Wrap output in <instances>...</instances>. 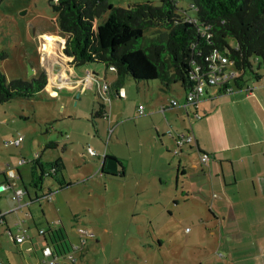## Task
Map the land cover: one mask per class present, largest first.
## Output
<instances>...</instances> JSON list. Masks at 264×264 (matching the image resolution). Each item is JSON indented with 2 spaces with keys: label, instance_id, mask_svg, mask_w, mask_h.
I'll use <instances>...</instances> for the list:
<instances>
[{
  "label": "crops",
  "instance_id": "crops-1",
  "mask_svg": "<svg viewBox=\"0 0 264 264\" xmlns=\"http://www.w3.org/2000/svg\"><path fill=\"white\" fill-rule=\"evenodd\" d=\"M47 70L43 92L50 97H57L59 90L65 89L76 91L80 95L79 99L84 96L81 114L69 112L67 117L86 118L93 125L96 124L95 131L98 133L104 126L109 140L105 142V136L96 135H90L85 140L84 133H77L73 127L61 144V154L44 159L45 153L59 149L60 145L49 141L42 147L38 158L40 162L48 163L61 158L64 170L59 180L65 184L64 187L48 176H43L42 182L36 186L34 162L28 167L26 165L29 162L18 165L20 158L3 157L0 162V183L6 180L7 169L16 166L19 177L14 180V188L24 190L19 201L12 199V189L0 193V213L3 214L0 219V260L3 263L42 264L45 259L42 249L49 245L53 230L63 226L70 237L62 221H54L48 224L47 229L44 226L40 228L45 230V234H41L44 239L42 245L31 230V222L26 224L29 219L20 217L24 213L35 221L31 206L41 199L59 206L62 204L60 196L63 192L73 190L75 181H82L89 184L84 195L87 194L90 200L94 198L100 184L104 186L105 192L101 193L104 196L101 197L102 207L113 205L110 195L117 187L122 193V197L117 200L120 205H126L127 199L134 193L137 197L146 196L150 184L156 183L166 187V190L159 192V197L177 202L180 199L187 202L199 192L210 206L207 219L212 224L207 232L216 239L214 245L205 248L206 264H264V73L259 71L258 78L247 82L242 88L234 84V89L227 93H222L215 86L208 87L205 97L195 107L186 103L182 88L177 92L171 90L169 95L159 84L152 88L137 87L135 94L128 91L132 86L128 78L121 87L116 88L113 85L117 73L112 67L92 65L91 70L86 69L84 75L78 76L68 61L57 57L49 62ZM104 83L110 85L107 92L103 89ZM172 99L177 101L176 105L170 104ZM135 102L138 103L137 110L140 105H144V113L139 114L137 111L134 117L140 121L133 127L138 131V140L133 141L127 133L112 137L116 128L121 130L123 122L131 121L127 108ZM99 103L104 105V116L92 119V113ZM196 112L202 116L201 119L195 117ZM148 130L153 132L151 141L144 140L143 134ZM184 133H193L194 142L185 144L175 153L176 138ZM89 140L90 144H85ZM50 142L55 144L50 145ZM148 145L151 149L154 146L160 148L159 156L165 161V174L154 169L147 171L143 166L133 164L132 152L139 147L146 149ZM16 146L20 147L21 144ZM88 147H92L97 154L91 155ZM202 152L212 155L208 163L201 162ZM168 190L169 193L166 192ZM83 197L74 203L87 214L91 203ZM41 213L44 222L48 223L47 210ZM78 215L74 216L80 226L94 231L80 217L77 218ZM41 217H37V220L40 221L38 218ZM18 221L21 225H17ZM23 229L26 238L22 243H17L15 237ZM94 233L95 242L98 243V235ZM3 237L7 245L3 244ZM69 240L72 245H77L75 241ZM11 248L20 252L21 256L13 254ZM205 261L202 260V263L205 264ZM60 264L64 263L60 261Z\"/></svg>",
  "mask_w": 264,
  "mask_h": 264
},
{
  "label": "rangeland",
  "instance_id": "rangeland-1",
  "mask_svg": "<svg viewBox=\"0 0 264 264\" xmlns=\"http://www.w3.org/2000/svg\"><path fill=\"white\" fill-rule=\"evenodd\" d=\"M109 1L115 7L125 8L146 1L155 5L161 2V0ZM52 5V0H0V50L7 53V58L0 61V70L8 81L31 80L41 71L48 74L49 62L60 57V54L64 60L70 61L68 56L64 55L67 35L60 31L57 14L53 11ZM179 5L187 7V0H180ZM51 37L57 38L58 41H53ZM229 41L232 46H235L233 39ZM29 64L34 69V73L30 72ZM257 66L256 63L255 69L258 68ZM91 67L92 64H87L73 66V69L76 75L82 76L83 72L86 69L91 70ZM257 71L264 73L263 68ZM246 76L249 82L254 81L250 79L249 73ZM128 81L132 83L128 91L131 90L135 94H137V87L152 88L160 84L159 81L149 84L136 82L132 78H128ZM173 90L180 91L181 87L176 85ZM167 94L171 95L169 92ZM79 96L76 91L64 89L59 90L57 97H50L47 93L40 92L32 98L16 97L0 104V162L4 156H14L15 159L25 157L30 160L26 166L31 167L33 155L40 153L42 147L44 148L49 141L60 145L59 149L45 153L44 159L53 158V154H61V144L66 139V135H70V128L73 127L77 133H84L85 140L90 135L105 136V142L109 140L104 126L98 133L95 131L96 124L93 125L86 118L67 117L69 112L81 114L84 96L80 99ZM137 107V102L129 105L127 115L132 118L131 121L123 122L121 130L118 131L116 128L115 132L111 133L112 137L127 133L133 141L138 140V131L133 129L140 123L139 119L134 118L137 115ZM143 135H145L144 140L153 139L151 130ZM19 136L23 137V140L21 146L17 147L15 141ZM87 142L90 144V140L85 144ZM134 146L137 147V145ZM159 153H161L160 148L155 146L152 149L149 145L146 149L139 147L131 154L132 162L135 166H143L147 171L154 169L165 174V161ZM73 155L74 153L71 154ZM26 182L28 183V179ZM74 183L73 190L65 191L60 196L61 205H54L51 201L41 199L39 203L31 206L35 221L27 218L24 213L20 217L29 219L26 224L31 222V230L42 245L44 239L41 234L38 235V229L42 226L47 229L48 224L51 225L54 221L60 220L66 226L70 235L69 239L80 246L81 239L77 227L81 224L74 216L79 214L77 218L80 217L84 224L94 228L98 235V243L88 239L89 248L83 258L81 250L72 251L70 254H74L73 257L76 259L74 264H204L202 260L205 261L207 258L205 248L211 247L216 242V239L210 237L207 232L212 224L207 219L210 206L199 192L187 202L181 199L177 202L167 197H159V192L166 190V187L156 183L150 184L146 196L137 197L134 193L130 199H127L126 205H120L117 200L122 197V193L119 191L120 187H117L110 195L113 205L102 207L101 197L104 196L101 193L105 192L103 185L100 184L94 198L90 200L87 194L84 195L88 182L75 181ZM166 192L169 193V190ZM82 196L84 200L91 203L87 214L74 203L82 199ZM66 201L69 202L66 203ZM104 202L109 204L107 201ZM73 207L77 208L73 209ZM42 210L48 212V223L43 220ZM37 217H41L38 218L40 221ZM73 224L76 226L73 227ZM72 227L73 230H71ZM1 240L7 245L4 237ZM37 250L40 253L39 247ZM11 251L21 256L16 249L11 248ZM65 261L61 259V262Z\"/></svg>",
  "mask_w": 264,
  "mask_h": 264
},
{
  "label": "trees",
  "instance_id": "trees-1",
  "mask_svg": "<svg viewBox=\"0 0 264 264\" xmlns=\"http://www.w3.org/2000/svg\"><path fill=\"white\" fill-rule=\"evenodd\" d=\"M179 3L161 0L155 5L146 1L125 8L115 7L109 0H57L52 8L60 31L67 35L65 53L69 64L114 68L116 88L127 78L147 84L159 81L167 92L179 85L186 97L197 83L195 69L199 66L200 73L209 71L215 51L232 60V69L239 72L230 83L214 85L222 93L232 91L234 84L242 88L249 82L248 73L250 79L258 78L257 70H264V0H187V7ZM6 58L7 53L0 50V61ZM46 82L45 71L31 80L8 81L0 70V104L16 97L32 98L44 91ZM104 113V105L99 103L93 118L103 117ZM34 163L36 186L43 176L65 186L59 180L64 170L61 158L48 163L37 159ZM45 241H50L60 261L75 250L63 226L53 230L50 240ZM87 246L88 242L81 249L82 258Z\"/></svg>",
  "mask_w": 264,
  "mask_h": 264
},
{
  "label": "built area",
  "instance_id": "built-area-1",
  "mask_svg": "<svg viewBox=\"0 0 264 264\" xmlns=\"http://www.w3.org/2000/svg\"><path fill=\"white\" fill-rule=\"evenodd\" d=\"M210 70L200 73L201 68L198 66L195 71L196 73L193 75V77L197 80V83H195L194 87H192L191 90H189L186 94V103L191 104L195 107H197L198 103L204 98L206 93V88L209 86L214 85H225L226 83H230L232 78L239 75V72L236 70H233L232 67L234 66V63L232 60H230L226 55L215 51L211 57H210ZM108 83H104L103 89L105 92L108 91ZM232 87H228V90H230ZM124 96V94H123ZM170 103L172 105H176V100H171ZM139 114L144 113V107L142 105L139 106L138 110ZM195 117L197 119H201V115H199L197 112L195 113ZM194 134L193 133H184L179 134L176 138L177 148L174 150L175 153L179 152V149L184 146L187 143H193L194 142ZM23 140V137H18V139L15 141L16 145H20L21 141ZM88 152L91 155L97 154L96 151L92 147H88ZM40 156V153H35L33 156V159L31 162H35ZM211 159V155L206 152L200 153V160L202 163H208ZM30 162L29 159H26L25 157H22L18 161V165H22L25 163ZM6 180L0 183V193L7 191L9 189L13 190L12 199L19 201L21 197L24 194L23 189H15L14 188V180H16L19 177L17 167L16 166H10L6 171ZM3 218V214L0 213V219ZM17 225H21V222L18 221ZM25 230L23 229L22 232L15 237V241L17 243H22L26 236H25ZM40 234H45L44 229L39 230ZM77 232L81 239L80 246L75 245V250H81L82 247L86 244L88 239H92L95 237V233L92 229L86 228L83 226L77 227ZM14 240V239H13ZM43 254L45 256L44 261L42 264H60V259L54 255V250L50 245H46L42 249ZM74 255V254H73ZM73 255L68 254L65 257V262H62L64 264L69 263H75L76 259L73 257ZM75 256V255H74ZM0 264H6L3 263L0 260Z\"/></svg>",
  "mask_w": 264,
  "mask_h": 264
},
{
  "label": "water",
  "instance_id": "water-1",
  "mask_svg": "<svg viewBox=\"0 0 264 264\" xmlns=\"http://www.w3.org/2000/svg\"><path fill=\"white\" fill-rule=\"evenodd\" d=\"M57 0H52V4H55ZM29 70L31 73H34V69L31 67V65L29 64ZM74 264V263H72Z\"/></svg>",
  "mask_w": 264,
  "mask_h": 264
},
{
  "label": "bare ground",
  "instance_id": "bare-ground-1",
  "mask_svg": "<svg viewBox=\"0 0 264 264\" xmlns=\"http://www.w3.org/2000/svg\"><path fill=\"white\" fill-rule=\"evenodd\" d=\"M51 38H52L53 41H58L57 38H53V37H51Z\"/></svg>",
  "mask_w": 264,
  "mask_h": 264
},
{
  "label": "flooded vegetation",
  "instance_id": "flooded-vegetation-1",
  "mask_svg": "<svg viewBox=\"0 0 264 264\" xmlns=\"http://www.w3.org/2000/svg\"><path fill=\"white\" fill-rule=\"evenodd\" d=\"M60 43H61V42H60ZM60 43H59V44H60ZM56 47H58V46H56ZM55 49H56V48H55ZM62 54H63V53H62ZM64 55H66V53H65ZM60 57H63V56L60 54ZM68 58H69V57H68Z\"/></svg>",
  "mask_w": 264,
  "mask_h": 264
}]
</instances>
